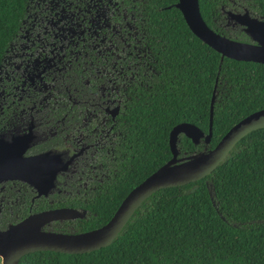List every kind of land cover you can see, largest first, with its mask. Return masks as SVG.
I'll return each instance as SVG.
<instances>
[{
  "label": "flooded vegetation",
  "instance_id": "af4514ba",
  "mask_svg": "<svg viewBox=\"0 0 264 264\" xmlns=\"http://www.w3.org/2000/svg\"><path fill=\"white\" fill-rule=\"evenodd\" d=\"M177 1L44 0L39 13H29V0L0 61V231L62 210L73 213L43 222L42 233L97 229L154 165L142 126L175 77V50L162 27L169 16L160 11L177 9ZM206 5L202 18L213 31L256 43L242 19L264 21V0ZM44 12L49 27H41ZM27 20L30 27L23 26ZM221 80L215 79V102L225 92ZM105 247L36 250L18 264H80Z\"/></svg>",
  "mask_w": 264,
  "mask_h": 264
},
{
  "label": "trees",
  "instance_id": "16d2710c",
  "mask_svg": "<svg viewBox=\"0 0 264 264\" xmlns=\"http://www.w3.org/2000/svg\"><path fill=\"white\" fill-rule=\"evenodd\" d=\"M28 2L0 0V61L25 17ZM206 4L207 0H199L205 18ZM160 14L170 17L162 27L175 50V77L159 91L153 108L146 110L144 143L150 161L153 156L157 160L138 183L171 157L168 134L175 124L187 121L208 131L217 76L225 92L214 104L210 147L234 123L264 108V64L227 57L221 61L220 53L190 31L178 9H164ZM179 147L182 152L200 148L185 136ZM236 148L211 175L155 192L110 245L82 257L80 264H264V128L249 133ZM208 179L218 209L212 204Z\"/></svg>",
  "mask_w": 264,
  "mask_h": 264
},
{
  "label": "water",
  "instance_id": "95a60500",
  "mask_svg": "<svg viewBox=\"0 0 264 264\" xmlns=\"http://www.w3.org/2000/svg\"><path fill=\"white\" fill-rule=\"evenodd\" d=\"M175 7L181 12L187 26L202 42L220 53L223 57L237 61H252L264 64V21L245 17L243 30L256 43L243 42L213 31L203 20L199 0H178ZM243 17V16H242ZM216 85L210 99L208 131L191 122L175 124L169 131L168 143L171 157L155 171L133 187L124 197L111 219L103 226L88 232L77 234L42 233L41 225L63 216H71L73 211H49L28 218L25 222L0 231V241L4 244L3 264H18L19 258L36 250H56L66 252H88L110 245L124 230L136 210L155 192L171 187L184 186L209 175L231 155L237 144L249 133L264 128V108L255 110L234 123L210 147ZM189 138L194 146L201 141L207 145L204 149L182 152L180 136ZM206 185L213 206L218 209L214 200L212 182ZM197 186L190 189L194 191ZM16 239V240H13Z\"/></svg>",
  "mask_w": 264,
  "mask_h": 264
},
{
  "label": "rangeland",
  "instance_id": "374dc122",
  "mask_svg": "<svg viewBox=\"0 0 264 264\" xmlns=\"http://www.w3.org/2000/svg\"><path fill=\"white\" fill-rule=\"evenodd\" d=\"M29 5H30L29 13H31L32 11H34V9H35L36 11H38V13H39V11L44 7V0H30ZM43 16H44V22L41 23V27H43V25H44V27H47V26L49 27L50 24L47 23V22L45 21V19L49 20L51 16H50V15H47L45 12H44ZM42 24H43V25H42ZM23 26H24V27H30V26H31V20H27V22H26L25 24H23ZM249 37H250V36H249ZM250 39H251V38H250ZM251 40H252V39H251ZM219 86H221V90H222L223 88L225 89V85H224L223 80H221V85H219ZM218 90H220V87H218ZM180 141H181V138H180ZM198 147H200L201 149H204V148L207 147V145L204 144L203 141H201V143H200V145H199ZM237 149H238V148L235 147V149H234L232 152L236 151ZM207 182H210V180L208 179ZM235 224L237 225L238 223H235Z\"/></svg>",
  "mask_w": 264,
  "mask_h": 264
}]
</instances>
